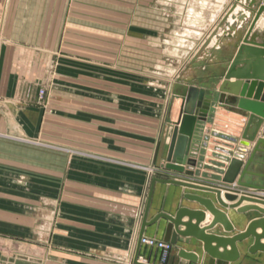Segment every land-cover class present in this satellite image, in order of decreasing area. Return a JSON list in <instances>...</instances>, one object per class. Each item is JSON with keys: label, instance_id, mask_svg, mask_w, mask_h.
Wrapping results in <instances>:
<instances>
[{"label": "crops", "instance_id": "crops-1", "mask_svg": "<svg viewBox=\"0 0 264 264\" xmlns=\"http://www.w3.org/2000/svg\"><path fill=\"white\" fill-rule=\"evenodd\" d=\"M156 3L0 0V264H133L151 180L146 168L172 174L165 171L166 158L182 107L172 86L180 79L211 89L221 74L219 59L205 54L195 60L212 15L201 26L191 18L199 23L187 34L172 32L177 19ZM230 19L223 29L242 20ZM171 33L193 39L184 41L188 52L172 56L163 47ZM221 101L197 123L191 143V153L202 158L193 180L214 186L239 148L231 140H240L244 116ZM251 170L264 173L263 167ZM243 181L264 186L260 178ZM184 193L221 209L214 194L156 184L148 220L198 208ZM223 194L224 202L234 203ZM223 211L233 234L261 217ZM211 219L206 214L200 228ZM165 225L160 220L147 227L144 237L163 241ZM213 232L227 235L220 225ZM252 242L238 243L240 259L225 263L206 255L196 240L178 237L165 264H264V253L248 254ZM180 249L195 253L198 262L179 258ZM138 261L162 264L161 251L141 245Z\"/></svg>", "mask_w": 264, "mask_h": 264}, {"label": "water", "instance_id": "water-1", "mask_svg": "<svg viewBox=\"0 0 264 264\" xmlns=\"http://www.w3.org/2000/svg\"><path fill=\"white\" fill-rule=\"evenodd\" d=\"M243 2V9L237 11ZM239 14H242L243 18L233 32H230L228 27L222 28L226 23L231 24V17ZM262 15L264 0H237L195 55V60L205 54L210 59H219L221 74L212 78L213 88L182 84L180 79L172 86V96L182 100L180 118L173 126L166 158L165 171L172 174L166 178L152 177L150 180L133 264H145L138 261L145 229L160 220L166 221L164 242L176 246L178 237L192 238L201 244V250L206 255L215 260L225 263L237 262L240 259L237 244L250 238H253V242L247 249L248 254L264 253V243L261 244V241H264V198L252 194L264 192V186L243 181L244 177L260 178L264 181V173L251 170L255 166L264 168V36L259 42L249 40ZM237 33L239 37H236ZM214 52L221 53L216 56ZM222 65L227 66L225 71ZM222 98L228 107L243 112L244 116L238 124V127L242 128L240 140H231L237 143L239 148L227 162L220 180L221 185L214 186L193 180L199 175L195 169L201 168L202 158H197L191 153V143L197 123L206 122L211 108L221 103ZM156 184L174 185L214 194L221 209L209 198L184 193L183 199L195 203L198 208L180 207L173 216L160 212L148 220ZM222 193L227 202L234 203L228 205L224 202ZM243 202L248 204L242 206ZM222 209H236L238 213L256 211L261 217L249 222L243 232L233 234L234 228ZM206 214L212 219L208 225L200 228ZM185 218L187 220L184 222ZM217 225L222 227L226 236L213 232ZM181 228L183 230H180ZM257 229L261 230L260 234L256 233ZM178 257L191 263L198 262L195 253L183 249L178 251Z\"/></svg>", "mask_w": 264, "mask_h": 264}, {"label": "rangeland", "instance_id": "rangeland-1", "mask_svg": "<svg viewBox=\"0 0 264 264\" xmlns=\"http://www.w3.org/2000/svg\"><path fill=\"white\" fill-rule=\"evenodd\" d=\"M212 0H157L158 3L155 4V6L157 7V9L159 10H164L166 9L168 12V16H171V18L177 19L178 21V25L176 28H174L173 30H171L172 32H178V33H186L187 30H189V26H195L196 24H198L200 22V24L198 26H201V22L203 20L208 19L211 15V23L210 21H207V24H211L210 25V29L207 32L206 36L207 37L209 35V33L212 31V29H214L217 24L220 22V20L223 18V14L231 7V5H233L237 0H215L211 3ZM204 2V3H202ZM163 3H166L167 6L163 5ZM209 3V5H207ZM223 3H225V5H223ZM160 4V6H159ZM162 4V5H161ZM204 4V5H202ZM223 5V7H222ZM230 5V6H229ZM191 7H194L191 9ZM188 9H191L189 12L191 13V17L189 16ZM163 12V11H162ZM170 14V15H169ZM242 14H239L237 16L238 20H241L243 17ZM199 21L196 22L193 21ZM191 24V25H190ZM237 22H235L230 28L232 31L235 30V26H236ZM203 25V24H202ZM258 26V24L256 25ZM196 34V32H193V34ZM187 34V33H186ZM185 36V34L183 35ZM239 33L236 34V37H239ZM190 38L186 39V38H182L180 39L179 36H177V34L175 35L174 33H171L170 37H168L166 40L168 41L167 45L163 46V47H167L168 50H170L172 52V56H174L175 54H180L181 53H185L188 52V48L185 47L184 45H186V43H184L185 40H188L190 42H193V39L189 40ZM177 53H175L176 51ZM44 96H45V90L41 89L39 92V99L40 102L44 105ZM71 156H76L78 155L77 152H70ZM147 169V168H146ZM168 258V257H167ZM166 258V260H167ZM165 260V262H166ZM165 262L163 264H165Z\"/></svg>", "mask_w": 264, "mask_h": 264}, {"label": "built area", "instance_id": "built-area-1", "mask_svg": "<svg viewBox=\"0 0 264 264\" xmlns=\"http://www.w3.org/2000/svg\"><path fill=\"white\" fill-rule=\"evenodd\" d=\"M0 137H2V134H0ZM146 170L149 173L150 178L152 177L166 178L167 175H171V174H165L164 172H159L155 168H147ZM252 194H256L264 198V192H256V193L252 192ZM141 244L150 248H156L160 250L162 264L165 262L166 258L168 257V254L173 248V246L170 243L164 242L162 240L150 239L145 237L142 238Z\"/></svg>", "mask_w": 264, "mask_h": 264}, {"label": "bare ground", "instance_id": "bare-ground-1", "mask_svg": "<svg viewBox=\"0 0 264 264\" xmlns=\"http://www.w3.org/2000/svg\"><path fill=\"white\" fill-rule=\"evenodd\" d=\"M244 5V3H241V5L240 6H238V8H237V11L238 10H240V9H243V6ZM232 6V5H231ZM229 10V9H228ZM227 10V11H228ZM227 11L223 14V17L225 16V14L227 13ZM222 20V19H221ZM220 20V21H221ZM231 20V19H230ZM220 23V22H219ZM218 23V24H219ZM218 24H217V26H218ZM257 24H258V26H256L255 27V29L253 30V32H252V34L250 35V38H249V40L251 41V42H259L260 41V39L264 36V15H262V18H260L259 19V21L257 22ZM256 24V25H257ZM217 26L214 28V29H212V31L211 32H213L216 28H217ZM223 28V27H222ZM222 28H220V30H222ZM249 29V28H248ZM219 30V31H220ZM210 32V33H211ZM209 33V34H210ZM208 37V36H207ZM198 51V50H197Z\"/></svg>", "mask_w": 264, "mask_h": 264}]
</instances>
